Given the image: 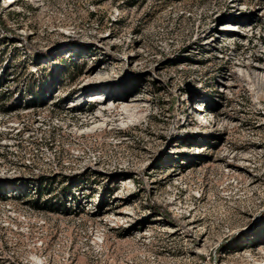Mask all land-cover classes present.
Instances as JSON below:
<instances>
[{
    "label": "rangeland",
    "instance_id": "obj_1",
    "mask_svg": "<svg viewBox=\"0 0 264 264\" xmlns=\"http://www.w3.org/2000/svg\"><path fill=\"white\" fill-rule=\"evenodd\" d=\"M11 3L0 264H264V0Z\"/></svg>",
    "mask_w": 264,
    "mask_h": 264
},
{
    "label": "bare ground",
    "instance_id": "obj_2",
    "mask_svg": "<svg viewBox=\"0 0 264 264\" xmlns=\"http://www.w3.org/2000/svg\"><path fill=\"white\" fill-rule=\"evenodd\" d=\"M11 1H12V3H14V2H17L18 0H11ZM12 3H11V4H12ZM126 106H128V105H126ZM100 116H101V115H96L95 118H98V117H100Z\"/></svg>",
    "mask_w": 264,
    "mask_h": 264
}]
</instances>
